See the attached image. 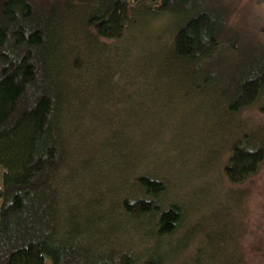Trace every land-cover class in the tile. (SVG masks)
Segmentation results:
<instances>
[{
  "label": "trees",
  "instance_id": "obj_1",
  "mask_svg": "<svg viewBox=\"0 0 264 264\" xmlns=\"http://www.w3.org/2000/svg\"><path fill=\"white\" fill-rule=\"evenodd\" d=\"M256 114L264 25L244 0H0V264H249L228 204L193 220L199 194L170 188L148 136L176 126L239 188L264 166Z\"/></svg>",
  "mask_w": 264,
  "mask_h": 264
},
{
  "label": "rangeland",
  "instance_id": "obj_2",
  "mask_svg": "<svg viewBox=\"0 0 264 264\" xmlns=\"http://www.w3.org/2000/svg\"><path fill=\"white\" fill-rule=\"evenodd\" d=\"M244 2L247 16L251 20H254L258 26L264 25V6L257 5L252 0H244ZM163 20L164 18L154 22V26L161 25ZM254 121L257 122L258 126L264 128V116L261 117V115L256 114V116H254ZM175 127L176 126H169L167 127L168 130L164 132L162 130L160 132L153 131L150 128L148 136L149 144H157L158 148H156V153L158 156L167 155L177 162V166H175L173 170L171 169L169 174L166 175L167 177L169 176L167 181L170 184V188H174L176 191L180 189L182 192L180 193L179 191V194L182 195H189L191 193L199 194L197 197L199 203L202 204V207L200 206L202 210L198 212L197 209L194 213L196 215L193 216L192 219L195 221L199 218L203 219L204 216L202 215L208 216L207 212H209V205L211 206L217 202H225L228 204L227 209L229 214L227 215V219H230L232 223V226L228 229V235H230L229 230H232V234L234 231V235H236V239H233L232 245L229 247V253L234 256L236 255L237 260L249 264H263L259 253L264 251V166L260 173L252 178L246 185L239 188L231 187L227 184L223 175L225 159L220 158L216 167L211 170L205 169V167L199 168V166L202 165V161L198 163L199 159L207 158L205 160L207 164L210 154L207 155L206 150L209 151V148L207 147L205 151L203 149L204 152H202L200 147L194 146L190 150L188 146L189 142L183 141V135H179L177 132H173V135L170 133L172 132L171 129ZM205 127H202L204 131ZM220 128L223 129L222 127H218L219 132H215L217 128L211 129V135L215 132L217 133L215 136L219 137L221 140L225 132L221 131ZM208 134L209 132H206L207 136ZM213 138L215 143L214 146L215 148L217 147V151L224 148L221 142L220 144L218 143L219 138L218 141L215 137ZM181 139L183 142L180 141ZM226 140L227 138L224 141ZM166 147H172L174 149L171 151L166 149V151H164ZM194 155H196L197 158L195 159L196 163L193 162ZM161 159H164V157ZM184 160L185 162L182 163ZM161 172V175H163V173L166 174V171ZM190 174L192 177L188 178ZM228 195L237 199L238 204H235L233 200L227 203ZM194 197H192L193 203H195ZM205 204L206 206H204ZM218 217L219 215L215 214L210 220H207L204 229L205 232L211 230L212 225L218 221ZM189 222L192 223V220ZM46 264H52L49 258H47Z\"/></svg>",
  "mask_w": 264,
  "mask_h": 264
}]
</instances>
